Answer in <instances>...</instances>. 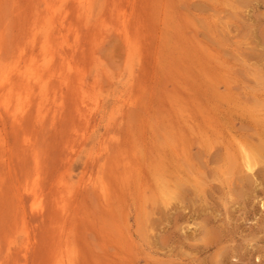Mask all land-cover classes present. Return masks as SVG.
<instances>
[{
	"label": "rangeland",
	"instance_id": "rangeland-1",
	"mask_svg": "<svg viewBox=\"0 0 264 264\" xmlns=\"http://www.w3.org/2000/svg\"><path fill=\"white\" fill-rule=\"evenodd\" d=\"M261 143L264 0H0V264H264Z\"/></svg>",
	"mask_w": 264,
	"mask_h": 264
},
{
	"label": "bare ground",
	"instance_id": "bare-ground-1",
	"mask_svg": "<svg viewBox=\"0 0 264 264\" xmlns=\"http://www.w3.org/2000/svg\"><path fill=\"white\" fill-rule=\"evenodd\" d=\"M22 58V57H21ZM6 74H4L3 75V79H5L6 78ZM257 141V140H256ZM256 143V142H255ZM254 145V144H253ZM257 146L254 148V150H244V152H243V161H242V167L245 169V170H247V171H250L251 173L252 172H254V168H255V166L257 165V164H259V162H261L260 161V158L262 157V156H264V143H261V144H256ZM236 147V146H235ZM241 147V146H240ZM247 148V147H246ZM249 148V147H248ZM239 151V150H238ZM241 153V152H240ZM234 160V159H233ZM264 160V159H263ZM231 161H232V159H231ZM234 161H236V160H234ZM233 161V162H234ZM239 162V161H238ZM236 163V162H235ZM263 163V162H262ZM261 163V164H262ZM232 166H234L233 164H231ZM258 166V165H257ZM260 166V165H259ZM235 167V166H234ZM240 167V166H239ZM238 167V168H239ZM228 168H229V166H228ZM241 168V167H240ZM239 168V169H240ZM242 168V169H243ZM233 169V168H232ZM263 169V168H262ZM238 170V169H237ZM232 171V170H231ZM230 171V172H231ZM239 171V170H238ZM246 171V172H247ZM260 171V170H259ZM232 173V172H231ZM242 173V172H241ZM251 173H249V174H247L248 176H250L251 175ZM234 174V173H233ZM255 174V173H254ZM235 175H236V173H235ZM236 176H239L240 178L238 179V182H239V184L238 185H242L241 187H244L245 186V184L247 183L246 181H244L243 180V177L242 176H244V175H240L239 173H238V175H236ZM253 176V175H252ZM235 178V177H234ZM244 179H246V176L244 177ZM234 181H236V179L234 180ZM237 184H236V186H238ZM249 185V184H248ZM250 186V185H249ZM249 188V187H248ZM247 188V189H248ZM238 189H240V187L238 188ZM243 190V189H242ZM161 191H162V189H161ZM239 191H241V189L239 190ZM162 193L164 194V195H166V194H168V192L166 193L165 191H162Z\"/></svg>",
	"mask_w": 264,
	"mask_h": 264
}]
</instances>
